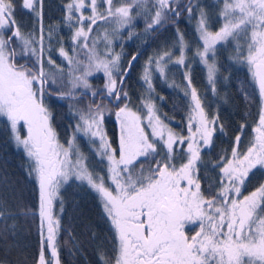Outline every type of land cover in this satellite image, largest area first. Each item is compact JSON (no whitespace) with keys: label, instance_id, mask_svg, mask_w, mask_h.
<instances>
[{"label":"snow or ice","instance_id":"snow-or-ice-1","mask_svg":"<svg viewBox=\"0 0 264 264\" xmlns=\"http://www.w3.org/2000/svg\"><path fill=\"white\" fill-rule=\"evenodd\" d=\"M44 5L0 0V122L36 185L31 204L0 202V238L15 234L10 219L38 220L35 264H61L62 190L76 184L96 195L113 234V253L101 254L102 264H264V182L247 190L251 177L264 173V0H217L215 19L200 0H65L60 23L67 42L62 29L45 27ZM18 10L32 18L30 30L17 19ZM182 18L195 21L191 41L180 31ZM139 19L147 34L173 24L175 38L145 62L147 95L134 110L127 80L138 54L122 64L115 47L123 45L115 42L124 34L131 39ZM226 48L247 66L258 90V121L246 148L241 125L205 187L203 155L225 128L192 85L188 53L207 70L215 93L217 57ZM169 65L184 69L186 133L170 126L153 101V78L166 80ZM97 74L102 88L90 79ZM53 97L67 103L74 121L63 141L48 106ZM109 116L119 126L116 139L105 128Z\"/></svg>","mask_w":264,"mask_h":264},{"label":"trees","instance_id":"trees-1","mask_svg":"<svg viewBox=\"0 0 264 264\" xmlns=\"http://www.w3.org/2000/svg\"><path fill=\"white\" fill-rule=\"evenodd\" d=\"M20 0H17L19 5ZM65 0H45L44 25L62 29L67 42L68 29L60 23L63 19V6ZM201 4L209 6L208 10L215 19V9L212 5L217 0H200ZM17 19L24 26L25 31L33 27V20L18 10ZM144 20L139 19L133 28L131 39L124 34L122 40H117L115 51L122 53V64L126 65L132 55L138 54L139 58L127 80V90L131 97V107L140 109V97L147 95L141 79L140 65L149 57L155 56L164 46L171 45L175 38V26L168 24L158 33L147 34L144 30ZM195 21L188 22L181 19L180 31L184 32L189 41L193 39ZM128 41V42H127ZM55 55V53H54ZM230 48L222 49L217 57V82L216 92L208 82L206 69L202 64L193 60L192 53H188L191 61L192 85L197 89L205 110L209 116L219 115L224 124V134L217 133L214 147L203 155L201 175L204 177V186L214 182L217 173L211 171L216 158L225 150H229L238 129L244 124L245 135L242 136V148H246L251 136V128L258 121L260 98L258 90L251 81L246 65L238 64L232 59ZM57 64L63 63L57 57ZM168 78L159 76L153 78V101L159 114L174 129L186 133V115L188 98L184 95V69L169 65ZM49 72H57L56 68L45 66ZM65 74L67 69H64ZM97 82V88L103 84ZM102 86V87H101ZM245 93L248 98H245ZM87 103V101H85ZM48 106L54 117V126L61 138L66 139L71 134L70 124L74 123L65 101L51 98ZM106 131L111 139L118 137V130L114 116L106 118ZM81 149L89 152L87 140L79 139ZM27 160L21 150L8 139L3 122H0V202H6L9 207L15 208L18 204H31L34 201L36 185L27 173ZM207 169V170H205ZM264 182V173L259 171L251 177L247 190L251 191L259 183ZM247 194V193H245ZM64 212L61 217V231L59 234V252L61 264H102L101 254L111 257L113 253V234L109 224L103 218L102 209L96 195L86 187H77L70 184L62 190ZM58 211V210H57ZM9 225H16V232L7 238H0V264H35L40 249V236L38 233V220L18 216L15 220H8Z\"/></svg>","mask_w":264,"mask_h":264},{"label":"rangeland","instance_id":"rangeland-1","mask_svg":"<svg viewBox=\"0 0 264 264\" xmlns=\"http://www.w3.org/2000/svg\"><path fill=\"white\" fill-rule=\"evenodd\" d=\"M109 31H111V28L109 27ZM125 32H127V30H125ZM128 42V41H127ZM144 65H145V63H143V64H141L140 65V69H141V71H143V67H144ZM203 66V65H202ZM50 67H52V66H50ZM204 67V66H203ZM66 69V68H65ZM206 74H207V70H206ZM99 78H101V82H102V84H103V78H102V74H97V76H95V77H91L90 79L92 80V83H93V85H96L97 86V82L98 81H100V79ZM94 87V86H93ZM102 87V86H101ZM115 119V118H114ZM116 125H117V130H118V134H119V126H118V124H117V122H116ZM83 138V137H82ZM85 139V138H84ZM86 140V139H85ZM80 144V143H79ZM80 146H81V144H80Z\"/></svg>","mask_w":264,"mask_h":264},{"label":"water","instance_id":"water-1","mask_svg":"<svg viewBox=\"0 0 264 264\" xmlns=\"http://www.w3.org/2000/svg\"><path fill=\"white\" fill-rule=\"evenodd\" d=\"M138 58H139V55H138Z\"/></svg>","mask_w":264,"mask_h":264}]
</instances>
